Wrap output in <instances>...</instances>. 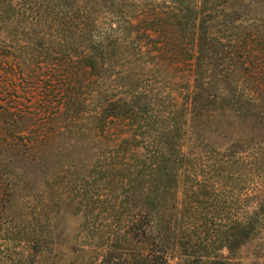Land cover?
<instances>
[{
    "label": "rangeland",
    "instance_id": "rangeland-1",
    "mask_svg": "<svg viewBox=\"0 0 264 264\" xmlns=\"http://www.w3.org/2000/svg\"><path fill=\"white\" fill-rule=\"evenodd\" d=\"M263 43L264 0H0V109L22 111L0 128L15 146L0 176V191L9 192L0 202V264H36L38 251L48 264H101L76 246L82 225L118 205L154 215L146 194L158 202L165 189L163 210L177 204L199 220L256 216L264 234V126L254 132L260 139L238 123L228 130L220 122L235 120L230 110L206 127L193 121L208 97L232 96L222 84L227 76L239 87V64L264 66ZM41 107L68 109L62 125L76 137L58 139L75 162L53 181L33 175V113ZM93 135L102 143L79 159ZM59 210L53 222L64 244L51 247ZM253 251L245 243L235 258L264 264Z\"/></svg>",
    "mask_w": 264,
    "mask_h": 264
},
{
    "label": "trees",
    "instance_id": "trees-1",
    "mask_svg": "<svg viewBox=\"0 0 264 264\" xmlns=\"http://www.w3.org/2000/svg\"><path fill=\"white\" fill-rule=\"evenodd\" d=\"M252 38L249 36L247 39L250 41ZM255 40L250 43L253 47ZM262 45L264 47V43ZM246 62L238 65V68L245 71V78L244 80L241 78L239 87L230 88L226 81L227 76L224 77L222 85L228 88L224 92L228 94L232 90V96L220 94L214 96L213 94L212 98L208 97L205 101L207 104L202 106L206 108L202 110H200L201 107L194 108L193 121L195 123L198 120H204L202 125L206 127L208 125L205 122L216 121L215 115L219 111L230 110V114L235 120L230 123H225L224 120L220 122V125L226 126L229 128L228 130L238 123L241 127H246L252 134L260 126H264V66H260L263 63ZM244 64L247 67L243 66ZM197 104L195 101L193 105ZM12 112L7 108L0 109V128L9 126L11 117L22 111ZM68 112V109L59 107L50 109L41 107L38 112L33 113V126H37V133L33 131V175L49 174L52 177L47 175L48 179L53 181L57 178L60 179V175L71 170L73 166L71 164L72 162L74 164L75 161L69 158L64 149V152L62 151V148H65V143L61 146L56 145L61 136L65 137L64 141L67 138L70 143L76 140V137L69 136L70 127L66 128L62 125V119L69 115ZM27 114L24 111L22 116L25 117ZM39 119H43L42 122H39ZM37 123L40 124L36 125ZM190 129V135L196 137V124L193 123ZM228 134L229 132H225L221 137H226ZM95 136L88 139V144L80 146L79 159H81L82 153L85 154L86 148L92 146L90 152H93L95 151L93 146L102 143L101 138ZM201 136L197 137L198 140L201 139ZM254 136H256L254 138L260 139V135L257 133ZM4 138L7 136L0 134V176H4V172L8 171L5 168L13 155H10L9 151L15 147L13 142H11L13 144H10V141L5 142ZM259 143L261 142L259 141ZM19 152L20 150L17 151V153ZM161 166L163 169L165 163L161 162ZM9 177L12 178L13 175L7 178L9 179ZM42 181L44 182V179ZM165 181L168 184L173 180L167 176ZM37 182L40 183V180ZM170 190L165 189L158 202H150L148 194H146L148 203L146 205L156 208L153 211L154 215H152V211L143 210L135 214H127L125 213L126 206L119 207L118 205V207H109L100 218L90 217L82 225L84 233L75 239L76 246L88 248L96 252L97 256H102L101 264H170L171 257L172 260L176 258L175 264H242L235 256H239L238 251L245 243L250 244L255 250L251 253L255 260L264 259V234L260 233L261 227H258L261 224L255 223L258 221V217L255 216L254 219L247 216L239 218L228 211L229 213L222 217L212 215L199 220L192 213L185 215L183 209L179 211L177 204L172 205V209L163 210V206L168 202ZM7 192L6 189L0 191L2 198L0 202L8 196L9 192ZM127 194L130 195L128 196L130 201L134 202L135 200L136 202L130 206L133 207L137 204L139 209L143 205L142 201H138L136 195H131V192ZM192 194L195 195V192L193 191ZM59 203L58 208L61 207L62 201ZM261 207L258 205L256 210L259 212ZM60 212L59 210L54 217H51L50 224L56 220L57 214ZM52 225V234H49L50 245L51 247H61L64 243L56 236V222H53ZM221 248L227 249L228 256L223 257L219 253ZM36 256L38 257L36 264H48L49 260H43L45 256L43 252L38 251ZM92 258L96 261L97 257L92 256Z\"/></svg>",
    "mask_w": 264,
    "mask_h": 264
}]
</instances>
